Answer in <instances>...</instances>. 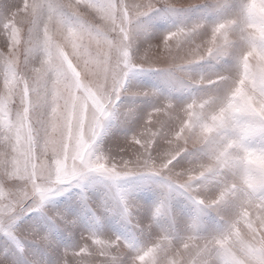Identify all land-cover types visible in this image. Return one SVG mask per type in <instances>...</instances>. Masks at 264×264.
Instances as JSON below:
<instances>
[{
  "label": "snow or ice",
  "instance_id": "6c2138e0",
  "mask_svg": "<svg viewBox=\"0 0 264 264\" xmlns=\"http://www.w3.org/2000/svg\"><path fill=\"white\" fill-rule=\"evenodd\" d=\"M0 264H264V0H0Z\"/></svg>",
  "mask_w": 264,
  "mask_h": 264
}]
</instances>
